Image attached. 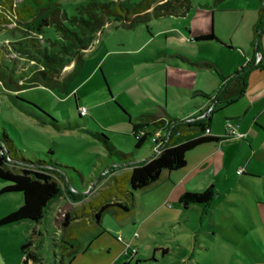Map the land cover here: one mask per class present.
I'll return each mask as SVG.
<instances>
[{"label": "rangeland", "instance_id": "rangeland-1", "mask_svg": "<svg viewBox=\"0 0 264 264\" xmlns=\"http://www.w3.org/2000/svg\"><path fill=\"white\" fill-rule=\"evenodd\" d=\"M20 1L15 0L16 3ZM109 1L59 0L58 7L67 17H71L81 15V7L90 2ZM128 1L137 3L141 0ZM245 2L250 10L242 12L241 8L246 9L243 5ZM256 4L261 7L263 1L221 0L216 4V0H191V8L185 16L152 18L133 29L112 23L96 35L91 49L83 55L81 66L63 88L35 86L8 92L0 83V133L6 131L17 149L27 158L37 156L48 159L51 156L77 170H69L68 175L75 190L83 193L79 200L64 192L50 205L38 223L22 221L0 226V264H22L20 248L29 241L32 230L40 232L32 242V248L41 262L30 264L57 262L61 255H58V249L51 242L55 234L59 233L57 225L66 212L78 209L104 188L109 180L106 167L111 158L94 134L104 133L115 148L126 153L133 152L136 162L145 160L152 152L151 143L146 142L138 150L134 149V139L129 130L131 125L118 104L127 111L132 123L144 122L146 113H159L161 109H166L174 117L185 119L187 110L184 107L191 100L187 93L197 90L199 81L205 77L210 84L209 90H218L220 87L217 71L204 64H216L223 75L244 65V55L240 49L232 47L229 50L217 40L194 42V38L210 30L221 36L231 34L232 23L238 22L244 32L250 25L251 8L254 9L253 13L257 11ZM242 13L245 15L240 20ZM64 23L70 26L67 19H64ZM42 35L45 39L59 38L52 25L44 27ZM24 36L14 24L0 31V48L6 49L3 56L6 59L19 58V65L28 64V61L11 49V42L21 40ZM8 47L11 49L10 54L7 52ZM170 55H178L183 59L170 58ZM184 58L199 65L190 66ZM70 68L67 67L66 71ZM183 69H195L196 73L199 69L208 71L215 80L208 73L192 75ZM14 96L23 101L16 100ZM24 101L48 113L56 120L55 125L40 123L39 119L28 113H38L37 110ZM200 101L198 97L192 99V102ZM82 107L86 112L79 115ZM158 115L166 117L160 113ZM40 119L48 121L44 116ZM260 122L264 124V115ZM225 124L223 116L217 114L210 128L221 125L222 130ZM252 136L261 138L252 133L249 137L251 141ZM179 141L176 139V143ZM240 157L235 159L231 168L215 174V196L208 206L190 204L184 209L177 200L170 201L180 216L178 220L175 219L174 222L179 223L174 227H167L166 223L164 232L147 235L148 241L135 239L130 245L127 238L117 237V232L127 228L128 223L130 226L133 218L145 207H133L122 219H117L107 211L102 215L100 226L79 234L78 249L73 257L65 255L64 263L124 264L128 260L124 255L126 248L128 252L137 248L141 255L152 256V264H264V227L256 219L258 206L264 208V205H257V197L264 193V174L250 177L244 171L240 176L243 167L239 165ZM255 166L264 170V163L255 162ZM4 184L0 179V189ZM150 193L152 191L138 190L134 196ZM19 194L0 195V218L21 205ZM261 203H264V197ZM214 224L233 227L245 235L242 241L250 248L252 255H263V261L255 263L242 246L226 238L223 230H214ZM106 226L111 227L112 231H104ZM199 245L203 249L199 250ZM165 248L167 252L163 253Z\"/></svg>", "mask_w": 264, "mask_h": 264}, {"label": "trees", "instance_id": "trees-1", "mask_svg": "<svg viewBox=\"0 0 264 264\" xmlns=\"http://www.w3.org/2000/svg\"><path fill=\"white\" fill-rule=\"evenodd\" d=\"M58 1L21 0L16 3L15 0H0V31L6 29L9 24H14L25 34L21 40L11 42V49L28 61V64L19 65V58L6 59L3 56L6 49L0 48V83L8 92H18L35 86L63 88L81 66L83 55L92 47L96 35L107 25L119 23L124 28L133 29L152 18L185 16L191 8V0H141L137 3L110 0L105 3L90 2L81 7V15L67 17L58 7ZM220 1L216 0V3ZM261 1L263 5L254 25L252 41L256 52L260 34L264 30V0ZM64 19L69 21L70 26L64 23ZM49 25L55 28L58 39H45L42 35L43 28ZM214 39L217 37L213 32L194 38L196 41ZM11 49L8 47V54ZM204 65L216 68L211 63ZM69 66L70 70L66 71ZM254 69H264L262 57L258 63L249 61L232 74L221 76L220 87L213 95L201 93V96L212 104L211 110L201 118L180 119L167 113L166 117L146 113V121L132 123L129 114L118 104L131 125L134 149L138 150L146 142H150L153 145L152 152L145 160L136 162L133 152L126 153L115 148L111 141L105 138L104 133L94 134L111 158L106 167L109 180L104 188L78 209L66 212L57 225L59 233L55 234L56 237H53L51 242L61 257L55 264H65L64 256L71 257L78 249L79 234L100 226L104 212H111L117 219L126 217L135 206V191L153 185L162 171L182 169L186 165L188 152L207 143H217L220 137L209 133L212 115L244 95L248 74ZM14 98L23 101L17 96ZM25 103L37 110L38 113H28L39 119L40 123L55 125L56 120L48 113L28 102ZM42 116L48 121L41 120ZM191 133L198 135L184 139L185 135ZM176 139L180 141L176 143ZM51 153L50 150L49 154ZM69 170L77 172L51 156L48 159L25 157L8 133L1 132L0 179L5 184L0 189V195L20 193L22 204L1 217L0 226L22 221L40 222L50 205L64 192L81 200L83 193L75 190L68 175ZM214 196V189L209 186L201 192H183L178 201L184 208L190 204L208 206ZM39 234L40 232L32 230L29 241L21 246L22 264L41 262V258L32 248V242ZM133 256L135 259L132 263L124 264L152 263V259L137 258V252ZM67 264H70V261Z\"/></svg>", "mask_w": 264, "mask_h": 264}, {"label": "crops", "instance_id": "crops-1", "mask_svg": "<svg viewBox=\"0 0 264 264\" xmlns=\"http://www.w3.org/2000/svg\"><path fill=\"white\" fill-rule=\"evenodd\" d=\"M243 5L246 9L241 8L242 12L246 10H250L248 8L247 2H245ZM256 5L257 6L255 7L257 11H255V13H253L254 9L251 8L252 13L250 16V25L248 26V29L247 27L245 28L244 32L243 29L241 28L240 22L236 24L231 22L233 27L232 28L233 32L231 34H224L223 36H221L216 31H215L216 34H214L213 30L209 31V32H213V34L217 37V39L214 40H217L218 42L224 44L227 49L230 50L232 47L240 49L242 54L244 55V60H243L244 64L254 60L257 54H259L262 57V62H264V30L260 34L258 52L254 51L252 46V41L254 38V25L256 23V20H258L259 18V10H260L259 5L258 4ZM244 15H245L244 13L241 14L240 20L243 19ZM215 27H216V22H215L214 30ZM236 36L238 37L237 39ZM195 41L196 40H194V42ZM250 48L252 54L251 56L248 51V49ZM169 57L170 58L179 57L183 59V57L178 55H170ZM184 59L187 62V64L190 66L199 65L198 63L190 62L186 58ZM214 65L216 67L214 69L217 71L219 75L220 84H221V76H228L233 73L232 72L223 75L220 68H218L216 64ZM183 70L191 73L192 75L199 74V76H201L208 73L212 76L210 72L204 70L202 71L200 69L198 73H196L195 69H183ZM166 75L168 76V68L166 69ZM212 78L214 77L212 76ZM209 87L210 84L207 82V80L204 77L202 81H199V83H197V90H194L192 93H187V95L191 96V100L189 104H185L184 107L187 110V113L184 114L185 119L201 118L207 115L208 108L212 104L209 103V100L203 98L201 96V93H207L213 95L215 91H217L214 89L211 90L212 88L209 90ZM196 97L200 98L201 100L200 103L192 102V99ZM253 109L255 110L253 111ZM159 113L161 115H165V113L171 116L174 115L166 111V109H161V112ZM217 114H221L223 116L226 124L224 125V128L222 130H221L222 128L221 125H218L216 127L212 126L211 128H209V133L220 137V140L215 144L207 143L188 152L186 154V165L182 169H179V172H174L178 170L162 171L158 180L153 185H151L150 187L144 190H141V192L152 191V193L147 195H142L144 194L142 193L137 197L134 196V200H135L134 208L147 207V210H144L145 208L141 209L138 212L137 217L133 218L130 226L128 223L127 228H123L121 229V231L117 232V234L119 233L117 237L121 236V238L122 237L127 238L130 242V245H132L135 242V239H137L138 241H141V239L142 241H148L147 235L149 234L154 235L158 233L160 234V232H164V230L167 227H174L175 225H177L179 222H174V221H176L175 219L177 220L179 219L180 217L178 215L179 212H177L178 211L177 208H173L171 206L170 201L177 200V202L179 203L178 201L179 196L186 191L201 192L209 186H212L214 189L215 174L231 168V165L239 155L241 156L239 165L243 166L241 168L242 174L240 176H242L245 173L244 171H247L248 173L247 175L250 177L264 174L263 169L255 166V162L264 163V137H263L264 124L260 122V118L262 117V115H264V69L251 70L247 77V86L244 95L233 104L214 113L212 115L211 121L213 117H215V115ZM228 121L231 122V126H232L231 129L233 131L232 133H230L229 129H227ZM129 130L131 133V127ZM252 133H256L260 135L261 138L255 139V136H252L253 140L251 141L249 137L252 135ZM197 135H198L197 133L187 134L184 136V139H190ZM245 144L246 146H248V149L245 146ZM152 147L153 145L151 143V148ZM156 188H158V190ZM19 195L22 198V195L21 194ZM263 195L257 197V205L258 204L264 205V203H261L262 197H264ZM196 205H200V204H196ZM187 207L185 208L183 207V208L186 209ZM152 219H154L155 221H153ZM256 219L259 222V224L264 227V208L262 206L261 207L258 206L257 208ZM166 223H167V227L165 228L164 225ZM213 228L214 230L216 229L223 230L222 232L225 234L226 238L231 242H235L239 246H242L243 249L247 252V254H249V256L255 261V263H258L259 261H263L262 260L263 255H258V257H256L251 254L250 248H248L247 244L244 241H242L245 240L246 236L241 235L240 232H237V230H235V228L233 227L225 228V226L221 224H214ZM104 231L111 232L112 230L111 227L106 226L104 228ZM168 239L171 240V238ZM175 244L177 245V243ZM201 249L203 248L199 245V250ZM163 250L164 253L167 252V248ZM136 252H137V258L151 259L152 257L148 255H141L139 249L137 248H136ZM124 255L128 259L126 262L132 263L135 259L133 254L124 253ZM186 264H196V263L187 262Z\"/></svg>", "mask_w": 264, "mask_h": 264}, {"label": "built area", "instance_id": "built-area-1", "mask_svg": "<svg viewBox=\"0 0 264 264\" xmlns=\"http://www.w3.org/2000/svg\"><path fill=\"white\" fill-rule=\"evenodd\" d=\"M261 60V56L259 54L256 55V58L254 59V62L255 63H258L259 61ZM211 110V106L208 108V111L207 113ZM86 112V109L84 107H82L80 110H79V113L80 114H84ZM231 122H227V129H229V132L232 133V129H231ZM136 252V248H133L130 250V252L127 251V248L125 250V254H134Z\"/></svg>", "mask_w": 264, "mask_h": 264}]
</instances>
